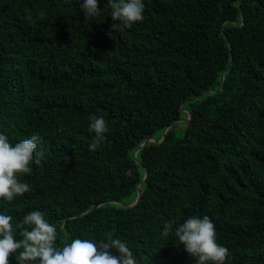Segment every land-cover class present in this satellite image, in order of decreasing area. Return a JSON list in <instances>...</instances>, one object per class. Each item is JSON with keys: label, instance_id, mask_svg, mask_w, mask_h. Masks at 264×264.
<instances>
[{"label": "trees", "instance_id": "obj_1", "mask_svg": "<svg viewBox=\"0 0 264 264\" xmlns=\"http://www.w3.org/2000/svg\"><path fill=\"white\" fill-rule=\"evenodd\" d=\"M143 2L110 39L107 0L97 17L83 0H0V132L39 134L44 153L0 213L43 212L57 247L118 237L139 264H197L162 233L206 215L226 264H264V0ZM91 115L109 128L94 151Z\"/></svg>", "mask_w": 264, "mask_h": 264}, {"label": "clouds", "instance_id": "obj_2", "mask_svg": "<svg viewBox=\"0 0 264 264\" xmlns=\"http://www.w3.org/2000/svg\"><path fill=\"white\" fill-rule=\"evenodd\" d=\"M98 4L99 0H83L85 16H100ZM107 5L114 21L108 32L110 39L144 19L143 0H107ZM46 15L37 13L41 20ZM88 120L90 131L95 133L89 150L94 151L105 141L109 128L103 117L91 115ZM41 144L39 134L13 144L0 132V200L11 203L30 192V185L21 182L19 176L30 175V165L44 159L43 151H37ZM173 231L184 251L197 258V264H226L229 250L217 242L215 225L208 216H191L179 224L172 219L164 225L162 234L168 236ZM58 238L57 227L39 210L28 212L16 223L11 215L0 213V264H9L14 254L17 264H139L127 242L118 237L99 242L76 238L57 247Z\"/></svg>", "mask_w": 264, "mask_h": 264}, {"label": "water", "instance_id": "obj_3", "mask_svg": "<svg viewBox=\"0 0 264 264\" xmlns=\"http://www.w3.org/2000/svg\"><path fill=\"white\" fill-rule=\"evenodd\" d=\"M148 141H154V140H147L142 146L139 147V149L142 148V147H143ZM134 155H136V152H135ZM134 204H136V203H134ZM134 204H133V205H134ZM130 206H132V205H130Z\"/></svg>", "mask_w": 264, "mask_h": 264}, {"label": "rangeland", "instance_id": "obj_4", "mask_svg": "<svg viewBox=\"0 0 264 264\" xmlns=\"http://www.w3.org/2000/svg\"><path fill=\"white\" fill-rule=\"evenodd\" d=\"M185 120V119H184Z\"/></svg>", "mask_w": 264, "mask_h": 264}]
</instances>
